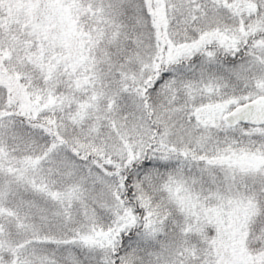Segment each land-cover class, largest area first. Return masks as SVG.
Masks as SVG:
<instances>
[{"label":"snow or ice","instance_id":"1","mask_svg":"<svg viewBox=\"0 0 264 264\" xmlns=\"http://www.w3.org/2000/svg\"><path fill=\"white\" fill-rule=\"evenodd\" d=\"M0 264H264V0H0Z\"/></svg>","mask_w":264,"mask_h":264}]
</instances>
